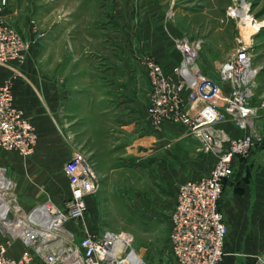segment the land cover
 Returning <instances> with one entry per match:
<instances>
[{
    "label": "crops",
    "instance_id": "1",
    "mask_svg": "<svg viewBox=\"0 0 264 264\" xmlns=\"http://www.w3.org/2000/svg\"><path fill=\"white\" fill-rule=\"evenodd\" d=\"M53 2L7 0L3 5L0 0V20L15 25L30 44L22 62L0 64V84L10 81L15 105L38 136L35 152L20 165L24 172L15 170L19 181L24 177L18 194L23 207L51 198L45 189L60 172L67 193L54 194L52 200L63 203L70 190L63 167L77 151L104 180L112 169L133 168L144 179L149 169L153 190H174L177 198L180 184L208 174L214 157L182 126L167 123L156 131L147 114L151 85L137 58L152 56L171 73L183 57L177 48L182 32L167 13L170 0H102L104 15L89 20L82 8H92L94 1ZM221 126L231 136L240 134L231 122ZM102 183L88 199L82 227L71 225L80 236L84 227L99 232L97 217L107 212L110 201L101 193ZM221 208L228 224L222 264H258L264 258L261 151L237 161L235 175L224 185ZM152 246L161 251L159 244ZM168 254L169 248L163 257L151 251L141 255L151 264H163Z\"/></svg>",
    "mask_w": 264,
    "mask_h": 264
},
{
    "label": "built area",
    "instance_id": "2",
    "mask_svg": "<svg viewBox=\"0 0 264 264\" xmlns=\"http://www.w3.org/2000/svg\"><path fill=\"white\" fill-rule=\"evenodd\" d=\"M237 8L231 7L229 15L237 16ZM202 42L179 38L177 48L183 57L171 73L152 56L137 58L151 83L147 114L153 129L161 131L167 123L182 126L214 157L208 174L179 186L170 214L169 254L163 264H222L228 235L221 208L224 184L257 140L259 109L254 100L259 67L253 65L248 49L241 47L219 65L221 81L211 80L198 63ZM27 50L22 34L0 20V63L22 61ZM224 122L233 123L240 134H228L221 126ZM37 139L31 120L14 103L10 81L0 84V148L29 156ZM63 171L70 189L63 203L47 199L25 209L17 182L0 166V233L6 240L0 243V264H151L134 247L129 233L93 232L84 227V234L79 235L71 225L82 227L88 199L96 192L100 177L80 151L65 162ZM18 242L23 247L20 255L8 254V246ZM258 264H264V258Z\"/></svg>",
    "mask_w": 264,
    "mask_h": 264
},
{
    "label": "rangeland",
    "instance_id": "3",
    "mask_svg": "<svg viewBox=\"0 0 264 264\" xmlns=\"http://www.w3.org/2000/svg\"><path fill=\"white\" fill-rule=\"evenodd\" d=\"M53 1L55 4L57 1L59 2V0ZM66 1L73 2L74 0ZM83 1L88 3L90 0ZM92 1H94L92 8L86 7V5L82 8L81 15L87 20L104 15L103 9L105 10V8L100 6L102 0ZM108 1L116 3L117 0ZM170 2L167 7L168 12H166L169 14V19H176L175 24L183 35L181 38L203 40L198 63L201 65L203 73L211 80L221 81L219 65L227 62L237 49L246 47L252 55L253 65L259 67L254 100L259 109V116L257 117V140L249 155L255 154L256 150L264 154V26L261 27L262 30L257 31L252 25L245 23L241 17L229 15L231 7L242 6L246 2L249 4V12L253 16L254 22H260L264 20V0H170ZM97 3L98 7H96ZM11 25L16 28L15 25ZM16 30L19 31L17 28ZM19 33L22 34L20 31ZM24 40L29 47V41L25 38ZM22 61H13V63ZM198 104L204 105L200 100ZM32 155L22 156L16 151L0 148V166L6 167L7 174L17 182L18 194H20L19 188L24 182V177H19L20 182L15 170L24 172L25 168H21L20 165L24 164V161ZM97 171L99 170L97 169ZM112 171V176L106 177V180L100 176L99 183H102L103 180L106 181L105 184L102 183L104 188L101 193H106L110 197V201L107 199V212L97 217L98 231L112 230L129 233L133 238L134 247L144 256L148 251L162 254L161 257L166 256V249L168 250L166 239L170 229V214L177 199L176 192L174 190L172 193L161 192L159 194L155 192L149 169H146L145 179L142 174L138 175L136 169L133 168L128 170L112 169ZM62 177L60 172L55 175V178H51L52 183L55 184L49 185V189H45L51 196L50 198L46 195L48 198L45 197V199L52 200L54 194L62 195L63 192H66ZM69 194L70 190L63 200ZM4 242H6L5 237L0 233V243ZM155 243L160 245L161 251L152 246ZM22 248L20 242L8 246V254L18 257ZM164 259H160V261Z\"/></svg>",
    "mask_w": 264,
    "mask_h": 264
},
{
    "label": "bare ground",
    "instance_id": "4",
    "mask_svg": "<svg viewBox=\"0 0 264 264\" xmlns=\"http://www.w3.org/2000/svg\"><path fill=\"white\" fill-rule=\"evenodd\" d=\"M249 4H247L246 2H244V4L241 6H238V8L236 9V14L238 17H241V19L243 21H245V23L252 25L257 31L262 30L261 27L264 26V20L262 21H258V22H254V18L253 16L250 14V10H249Z\"/></svg>",
    "mask_w": 264,
    "mask_h": 264
},
{
    "label": "water",
    "instance_id": "5",
    "mask_svg": "<svg viewBox=\"0 0 264 264\" xmlns=\"http://www.w3.org/2000/svg\"><path fill=\"white\" fill-rule=\"evenodd\" d=\"M130 250V248H127L126 251L128 252Z\"/></svg>",
    "mask_w": 264,
    "mask_h": 264
},
{
    "label": "trees",
    "instance_id": "6",
    "mask_svg": "<svg viewBox=\"0 0 264 264\" xmlns=\"http://www.w3.org/2000/svg\"><path fill=\"white\" fill-rule=\"evenodd\" d=\"M226 181H228V180H226ZM226 181H225V183H226ZM225 185V184H224Z\"/></svg>",
    "mask_w": 264,
    "mask_h": 264
}]
</instances>
